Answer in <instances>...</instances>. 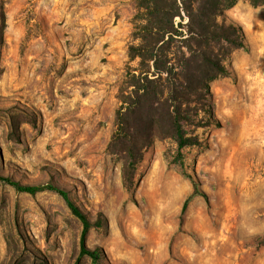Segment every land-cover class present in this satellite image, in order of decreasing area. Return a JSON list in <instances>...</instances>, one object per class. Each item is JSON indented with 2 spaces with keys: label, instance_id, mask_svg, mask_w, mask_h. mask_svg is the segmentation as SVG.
Returning <instances> with one entry per match:
<instances>
[{
  "label": "rangeland",
  "instance_id": "374dc122",
  "mask_svg": "<svg viewBox=\"0 0 264 264\" xmlns=\"http://www.w3.org/2000/svg\"><path fill=\"white\" fill-rule=\"evenodd\" d=\"M138 12V0H0V264H93L78 260L83 224L61 194L1 177L63 188L94 224L98 264H264V7L225 10L248 50L210 82L219 124L181 162L155 140L128 191L109 143ZM194 182L206 195L182 213Z\"/></svg>",
  "mask_w": 264,
  "mask_h": 264
},
{
  "label": "trees",
  "instance_id": "16d2710c",
  "mask_svg": "<svg viewBox=\"0 0 264 264\" xmlns=\"http://www.w3.org/2000/svg\"><path fill=\"white\" fill-rule=\"evenodd\" d=\"M237 1L138 0L135 38L139 42L129 47L130 58L138 60V67L127 74L109 143V150L124 161L122 178L128 191L145 150L155 140L172 139L177 151L175 162H181L185 148L202 144L197 130L219 124L209 102L210 82L230 76L225 62L234 50H248L242 26L225 19V10ZM248 1L264 7V0ZM1 179L18 191L36 194L52 190L61 194L83 224L78 260L88 255L98 264L100 249L86 245L94 224L63 188L52 183ZM193 185L182 213L195 196L206 195L196 182Z\"/></svg>",
  "mask_w": 264,
  "mask_h": 264
},
{
  "label": "bare ground",
  "instance_id": "6f19581e",
  "mask_svg": "<svg viewBox=\"0 0 264 264\" xmlns=\"http://www.w3.org/2000/svg\"><path fill=\"white\" fill-rule=\"evenodd\" d=\"M248 18H249V16H248ZM155 175H156V174H155ZM160 177H161V176H160ZM158 178H159V177H158ZM155 179H156V177H155ZM157 182H158V180H157ZM158 183H159V182H158ZM160 186H161V185H160ZM156 188H157V187H156ZM164 188H165V187H164ZM172 188H173V187H172ZM174 188H175V186H174ZM176 188H177V187H176ZM159 192H160V190H159ZM159 192H158V193H159ZM158 193H157V194H158ZM136 231H137V229H136ZM134 232H135V231H134ZM137 235H138V234H137ZM139 235H140V234H139Z\"/></svg>",
  "mask_w": 264,
  "mask_h": 264
}]
</instances>
